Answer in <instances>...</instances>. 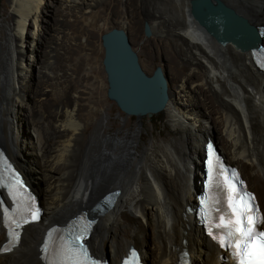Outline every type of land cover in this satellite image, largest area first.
Masks as SVG:
<instances>
[{"label":"bare ground","instance_id":"6f19581e","mask_svg":"<svg viewBox=\"0 0 264 264\" xmlns=\"http://www.w3.org/2000/svg\"><path fill=\"white\" fill-rule=\"evenodd\" d=\"M56 1L9 0L12 11L1 23L0 140L40 194L44 211L24 227L18 247L0 255V264H44L38 246L45 229L83 209L97 213L88 239L92 252L103 256L108 248L113 262L137 242L149 264H177L182 249L192 264H226L185 207L193 204L202 179L204 141L218 133L227 161L246 167L238 169L264 216V187L257 182L264 185V74L257 64L264 54V0H222L257 27L263 44L249 49L217 42L193 18L191 0H151L140 7L150 32L165 35L159 41L170 71L160 67L168 85L162 111L175 132L153 135L143 145L142 121L130 129L124 119L113 130L104 116L105 98L92 101L78 89L96 77L93 54L73 62L75 54L94 48L98 22L110 20L102 8L116 3L133 11L137 0ZM121 22L125 26L127 19ZM172 65L178 68L174 85ZM35 66L44 87L34 96L36 116L29 118L34 109L25 97L35 93ZM105 87L96 89L105 96Z\"/></svg>","mask_w":264,"mask_h":264},{"label":"water","instance_id":"95a60500","mask_svg":"<svg viewBox=\"0 0 264 264\" xmlns=\"http://www.w3.org/2000/svg\"><path fill=\"white\" fill-rule=\"evenodd\" d=\"M190 5L191 14L197 24L220 44L233 42L240 49L263 44L257 27L222 0H191ZM144 31L149 35L147 24L144 25ZM101 44L108 98L114 100L125 114L135 117L162 111L168 101V85L162 69L156 67L151 74L143 70L138 54L133 49L127 32L122 28H112L104 32L101 35ZM0 146L6 151L3 145ZM217 151L221 153L219 149ZM16 167L24 176L20 167ZM27 183L38 195L35 188ZM199 190L198 187L197 193ZM113 198V195L104 197ZM92 214L97 213L92 211Z\"/></svg>","mask_w":264,"mask_h":264},{"label":"rangeland","instance_id":"374dc122","mask_svg":"<svg viewBox=\"0 0 264 264\" xmlns=\"http://www.w3.org/2000/svg\"><path fill=\"white\" fill-rule=\"evenodd\" d=\"M52 1L56 2V4H57L56 0H52ZM148 1L150 2L151 0H137V3H136L137 7H135L133 11L130 9H127L124 4H119V5L117 4L118 5L117 6L116 3L113 4V6L106 5L104 8H102L104 11L107 9V11H105V12L108 13V15H110V17H111L110 20H108L107 23L102 21V20H100L98 22L99 27L93 28V33H94L93 38L94 39L92 40V43H93L94 48L90 47L91 50L86 49V50H82L79 53L75 54V56H74L75 60L73 61V62H75L77 60H80V58L87 53H88V56H90V54L91 55L93 54L94 58L91 61V64H93V66L95 67L96 77L92 78L91 82L84 83L85 86L80 84L78 89L86 90V94H84V96H87V97L90 96L92 101H97L99 99L105 98V100H106V105H105L106 113L104 114V116L109 120V125H111L113 130H117L118 128L122 127L123 123H124V119L127 121L126 127L130 128V129H136L137 127L141 126L139 121H142L143 122L142 127H141L143 130V133H142L143 143H142V145L143 144H149V140L153 135L156 137H159L161 135L171 137L172 135H175V132L172 131L170 129V126L167 124V120H166L167 118L165 116L164 111H161L158 114H155L153 116L145 115L142 117H135L134 115L125 114L118 107V105L116 104V102L114 100L108 98L107 93H106V91H107L106 74H105V72L103 70V66H102L103 47L101 44V35L104 32H107L108 30H110L112 28L126 29L129 40L131 42V45H132L133 49L136 51V53L138 54L140 64H141L143 70L147 74H151L156 67H162L164 70L170 71L169 67H166L163 65L164 62H163L162 56H163V54H166L167 50L165 48V45L159 41L165 35L159 33L155 29L151 30L149 35H146L145 31H144V25L146 24V19H145V14L143 13L144 11H142V9H144V7L147 5ZM114 6H115V8H114ZM140 7H142V9ZM113 8H114V11H113ZM102 9H100V11ZM94 10L97 11L98 9L94 8ZM11 11H12L11 10V4L9 3V0H0V44L5 37V30L2 27L1 23H3V21L5 20V16L9 15L11 13ZM135 11H136V13H135ZM112 12H114V13H112ZM126 19H127V24L124 26L121 21L126 20ZM60 23H61V18L59 17L56 20L55 28H57V27L59 28L61 26ZM82 40L85 41L86 36H83ZM25 45H27V44H25ZM89 66H90V64H87L83 68V70L81 71V74H83V75L87 74L89 71V68H91V66L90 67ZM172 66H173L171 68L172 74H170V73L168 74V76L170 78V80L169 79L168 80L171 82L172 85H174L173 84L174 82H173L171 76L175 75L176 70H178V68H176L174 65H172ZM33 73L35 75V79L33 78L34 82H35V93H34V95L32 94L31 97H29V96L25 97V99L31 104L32 109H34V110H32L31 114H29V118L36 116L35 111L37 112V109H36L37 103H34V96L39 95V93H40L39 89L44 87L39 67L35 66ZM170 82H169V86L171 87ZM99 85H101V86L106 85L105 96L102 93L100 94L98 92V90L96 89L97 86H99ZM22 91H23V93H26V91L24 89V85H23ZM42 102L44 103V105H46L44 107V108H46L45 110L48 111V113H51L52 109L50 107H48L49 106L48 101L43 99ZM15 124H16V127H18L19 123L17 121L15 122ZM26 125H25V128H27ZM24 130H23V132H24ZM209 137H211L212 140L215 141V144L218 147V149L223 153L226 160H228L229 156L225 152V150L223 149L222 140H221L219 134L214 133L213 135H211ZM1 138H3V137H1ZM2 140H0V141H2ZM3 143H2V145L5 147L6 142L4 144ZM7 147H9V146H6L5 149ZM7 149H9V148H7ZM7 149H6V151H7ZM9 150H8V152H9ZM9 153H8V155H9ZM11 153L14 154L13 152H11ZM11 153H10V155H12ZM16 164L18 165V163H16ZM199 164H201L200 161H199ZM231 164L235 165V163H232V162H231ZM236 166L245 172L246 167L243 164H236ZM257 182L262 184V186L264 187L261 179L257 180ZM199 183H200V180L198 181V185H200ZM252 189L253 190L255 189L254 191H257L256 188H254V187ZM38 196H39L41 205L43 206L39 193H38ZM42 197H43V194H42ZM57 217H55V218H57ZM54 223L60 224V223H63V221H62V219L59 218V219H56V221ZM132 243L133 244H131V245L133 247H135L140 253H142L138 243L137 242H132ZM92 245H94V244H92ZM92 249L94 252H96L93 247H92ZM106 252H107V255L103 254V257L107 258L110 262H113V260H112L113 255H112L111 250L107 248ZM93 254L96 256H102V255L95 254V253H93ZM142 259L145 262V264H149V261H147V259L145 257H143Z\"/></svg>","mask_w":264,"mask_h":264},{"label":"snow or ice","instance_id":"6c2138e0","mask_svg":"<svg viewBox=\"0 0 264 264\" xmlns=\"http://www.w3.org/2000/svg\"><path fill=\"white\" fill-rule=\"evenodd\" d=\"M231 200V197H229ZM252 197L247 203L244 202L243 197L238 198V203L235 207H231V214L225 220L223 215L219 216L217 228L225 229L219 236L221 246H227L234 250V254L238 257L239 264H264V232L256 233L254 225L257 217L252 212ZM243 216V219H241ZM37 214H32V219H36ZM246 225V226H244ZM17 236L14 235V239ZM83 234L75 237L78 247L69 245L67 248L66 264H79L76 257L83 253L87 258L86 249L83 247ZM227 239V244L225 240Z\"/></svg>","mask_w":264,"mask_h":264},{"label":"clouds","instance_id":"9594fccd","mask_svg":"<svg viewBox=\"0 0 264 264\" xmlns=\"http://www.w3.org/2000/svg\"><path fill=\"white\" fill-rule=\"evenodd\" d=\"M216 145V144H215ZM1 147V146H0ZM5 151V150H4ZM220 151V150H219ZM6 152V151H5ZM7 154V153H6ZM223 154V153H222ZM8 155V154H7ZM224 156V155H223ZM10 158V157H9ZM11 159V158H10ZM16 165V164H15ZM18 169V168H17ZM19 170V169H18ZM20 171V170H19ZM22 174V173H21ZM23 175V174H22ZM24 177V176H23ZM27 181V180H26ZM28 182V181H27Z\"/></svg>","mask_w":264,"mask_h":264}]
</instances>
